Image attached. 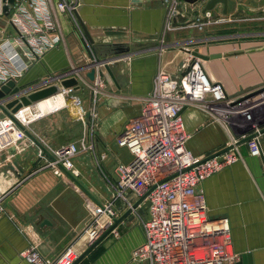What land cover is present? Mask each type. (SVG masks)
I'll list each match as a JSON object with an SVG mask.
<instances>
[{
	"label": "crops",
	"instance_id": "0c3cea01",
	"mask_svg": "<svg viewBox=\"0 0 264 264\" xmlns=\"http://www.w3.org/2000/svg\"><path fill=\"white\" fill-rule=\"evenodd\" d=\"M62 1L47 0V4L63 40L30 65L17 81L22 90L39 85L50 73L68 71L74 64L87 66L113 56L116 51L125 52L109 63L114 78L104 65L98 66L104 85L97 95L78 90L82 107L65 95L64 105L43 113L27 127L47 152L28 134L13 142L12 136H8L7 142L0 145V193L7 192L5 211L0 215V264H30L20 252L31 244L56 262L69 247L80 257L94 242L74 264H148L133 260L135 249L145 240L142 220L149 217L148 200H143L106 235L103 236L110 224L103 226L95 240L88 234L94 222L89 201L99 207L110 203L116 213L114 218L129 209L123 199L116 197L112 185L118 180V166L132 160L129 149L119 145V136L126 124L140 115L158 69L181 73L185 60L192 54L188 49L211 56L208 60L200 58L202 64L209 77L224 86L229 97L241 100L264 90V37L254 44L237 40L210 43L217 37L216 32L209 33L212 23L204 31L193 26L195 16L204 11L209 0L180 2L174 25L182 27L166 32L167 10L163 0H80L76 14L61 8ZM218 4H222V14L230 12L229 0L226 13L223 3ZM218 4L212 14H217ZM0 26V40L16 36L17 31L8 26L7 17L0 18ZM91 68L82 72L83 83L92 84L86 78ZM69 78L72 77H63L61 82ZM262 92L257 94L263 99ZM5 116L0 108V119ZM182 116L189 133L187 148L197 156L208 157L241 136L240 130L216 119L202 103L184 107ZM259 126L264 128V118ZM259 136L260 156L250 154L244 142L239 145L243 158L202 185L209 216L228 218L234 250L240 254L237 262L250 253L251 261L248 259L247 264H264V132ZM83 138L92 149L75 157L73 173L58 174L51 167H43L53 158L52 149ZM129 198L134 203L139 200L134 195ZM100 221L108 223L109 218L101 213Z\"/></svg>",
	"mask_w": 264,
	"mask_h": 264
},
{
	"label": "built area",
	"instance_id": "2783aa9c",
	"mask_svg": "<svg viewBox=\"0 0 264 264\" xmlns=\"http://www.w3.org/2000/svg\"><path fill=\"white\" fill-rule=\"evenodd\" d=\"M135 1L146 3L150 0ZM182 1L163 0L167 10L164 32L182 27L174 25ZM4 4L5 1L0 0V18L7 17L8 26H13L17 34L0 40V88L10 80L17 82L21 79L33 62L63 40L47 0H14L8 16L4 14ZM79 4L80 0H63L61 8L76 14ZM194 20L193 26L202 31L213 23L211 10L196 15ZM98 68L94 81L86 75L96 93L104 85ZM183 69L179 74H172L162 67L158 69L140 115L132 118L119 136V145L129 149L132 160L118 166L116 197L132 208L134 202L130 195L140 199L148 193L145 199L149 203V217L142 220L145 240L135 249L134 261L148 264H234L240 254L234 250L229 220L209 216L202 185L218 171L243 158L237 143L240 139L256 133L246 143L250 154L261 155L259 122L264 118V98L258 94L241 100L229 97L224 86L209 77L202 60L191 53ZM37 87L39 85L30 89ZM72 89L64 88L61 94L65 96ZM208 97H211L210 101ZM73 100L81 105L80 97L73 96ZM194 103H202L213 111L216 119L240 130L241 136L230 144L232 147L209 158L197 156L187 148L189 133L182 109ZM36 104L23 105L13 117L0 119V145L7 142L8 136H12L10 142L26 137L27 133L20 125L27 128L43 115L36 112ZM90 149L92 145L85 138L62 144L52 149L53 158L43 167H51L58 174L64 171L73 173L75 157ZM6 195L7 192L0 193V215L5 211ZM89 208L94 222L88 234L91 240H95L105 224L113 223L116 213L110 203L99 207L89 201ZM101 213L108 216V223H101ZM20 255L30 264H74L79 257L69 247L58 261L53 262L35 244L23 249Z\"/></svg>",
	"mask_w": 264,
	"mask_h": 264
},
{
	"label": "rangeland",
	"instance_id": "374dc122",
	"mask_svg": "<svg viewBox=\"0 0 264 264\" xmlns=\"http://www.w3.org/2000/svg\"><path fill=\"white\" fill-rule=\"evenodd\" d=\"M230 1V12L227 15H224L221 13L222 4H218L217 8V14H212V21L213 23L212 28H209V33H215L217 34V37L213 38L212 44L215 42L221 43V42H228L230 40H237L245 41L246 43L254 44L260 41L259 39L261 37H264V0H229ZM79 7V6H78ZM214 18V19H213ZM211 19V18H210ZM211 25H206L205 28L202 30L204 31L206 28H208ZM78 28V26H77ZM79 31L82 32V26L79 25ZM215 30V31H214ZM11 31L14 33V30L11 29ZM206 32V31H205ZM203 32V33H205ZM214 35V34H213ZM233 35V37H231ZM77 65H73V67L68 71H61V72H53L48 74L44 80L42 81L43 84H39V87H48L51 85L62 84L61 80L63 77H75L78 81L77 85L65 87L64 85L61 86L62 90L58 92L59 94H53L50 97L59 96L64 88H73V91H70L68 94H66V98L71 97L73 99V96L80 97L81 105L82 106L83 100L81 96L78 93V90H80V93L87 92L90 95L94 97V94L97 95L95 92V87L91 83H83L82 79V72L76 69ZM45 85V86H43ZM33 89V88H31ZM78 93V94H77ZM62 95V94H61ZM68 96V97H67ZM41 101V100H40ZM38 101L37 104L40 102ZM112 182V181H110ZM112 185L116 186L115 183L112 182Z\"/></svg>",
	"mask_w": 264,
	"mask_h": 264
},
{
	"label": "water",
	"instance_id": "95a60500",
	"mask_svg": "<svg viewBox=\"0 0 264 264\" xmlns=\"http://www.w3.org/2000/svg\"><path fill=\"white\" fill-rule=\"evenodd\" d=\"M5 4L3 6V11L6 16L10 14V11L12 9V4L14 3V0H4ZM190 1H196V0H190ZM218 3H223L224 5V12H227V6H228V0H209L208 3L206 4L204 11L207 10H212ZM85 32L89 35V32L86 28V26L83 24ZM0 29L2 27L0 26ZM264 48V46H263ZM188 51L192 52V54L195 57H199L204 60H208L211 58L209 55H204L200 53L198 50L192 51L191 49H188ZM125 52V50H119L113 53V56L107 57L105 59H100V60H95L92 64L87 65V66H81L77 67L76 69L79 71H84L88 67H92L90 71L86 73L87 77L91 80L94 81L96 78V66L104 65L107 71L110 73V75L114 78V74L112 71V68L109 63H111L113 60H117L120 57V54ZM78 83L77 79L75 77L65 79L62 81V85L65 87H70V86H76ZM62 90V87L60 84H55L51 85L45 88L41 89H35V90H30L28 89L27 91H24L21 89L20 86L17 85V82L15 80H10L7 82V84L3 85L0 88V108L5 112V114L9 117H13V113L16 112L19 108H21L23 105H31L34 103H37L39 100L51 96L53 94H56ZM263 89H260L258 91H255L254 93L248 95V97L256 95L257 93L261 92ZM28 134L29 137H31L44 151L47 152L45 147L28 131L27 128L24 126L20 125ZM260 132H264V128H261ZM254 134H250L242 139H240L237 143L242 144L249 140ZM232 145L212 154L209 155V157H213L216 155H219L223 153L224 151L228 150ZM70 173V172H68ZM71 174V173H70ZM148 193H146L144 196H142L138 201H136L132 208H129L127 211H125L119 218H114V222L112 225L106 229L104 232L103 236L109 233L118 223L123 221L130 213L133 212L134 209H136L140 203L145 199ZM96 244L94 242L84 253L80 255V257L75 261H79L83 256L86 255V253ZM248 259L251 261V254H244L242 256V261L237 262L236 264H247ZM74 262V263H75ZM251 263V262H250Z\"/></svg>",
	"mask_w": 264,
	"mask_h": 264
},
{
	"label": "bare ground",
	"instance_id": "6f19581e",
	"mask_svg": "<svg viewBox=\"0 0 264 264\" xmlns=\"http://www.w3.org/2000/svg\"><path fill=\"white\" fill-rule=\"evenodd\" d=\"M48 97H45L47 99L43 98L45 100L43 99H41L42 101L39 100L40 102L37 104L38 106L37 107L38 109L36 111L37 113L40 114L46 113L47 111L60 107L61 105H64L66 103L64 95L60 94L58 97L55 98H48Z\"/></svg>",
	"mask_w": 264,
	"mask_h": 264
}]
</instances>
